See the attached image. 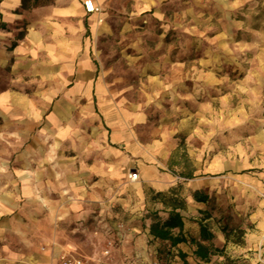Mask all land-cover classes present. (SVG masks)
<instances>
[{"label": "crops", "instance_id": "crops-1", "mask_svg": "<svg viewBox=\"0 0 264 264\" xmlns=\"http://www.w3.org/2000/svg\"><path fill=\"white\" fill-rule=\"evenodd\" d=\"M84 1L0 0V264H59L74 215L96 211L100 234L175 187L183 234L208 222L223 250L210 264H264V66L237 86L248 108L216 113L230 87L217 51L201 65L198 52H158L175 0H93L94 13ZM220 37V52H237ZM121 231L124 249L146 247L148 226ZM176 247L197 262L189 242Z\"/></svg>", "mask_w": 264, "mask_h": 264}, {"label": "rangeland", "instance_id": "rangeland-1", "mask_svg": "<svg viewBox=\"0 0 264 264\" xmlns=\"http://www.w3.org/2000/svg\"><path fill=\"white\" fill-rule=\"evenodd\" d=\"M162 12L166 30L162 33V42H157L160 44L158 52H170V54L172 52H198L196 64L201 65L206 52L215 53L217 51L216 55H212L213 64L225 65L230 70L228 73L230 87L223 95V100L227 101L225 104L219 100L214 101L212 105L214 112L231 114L243 107L248 108L240 102L241 99L248 97V92L243 88L238 90L237 86L242 84L240 82H245L250 78V72L254 68L264 66V47L260 48L256 41V36L264 32V0H175V2L166 3ZM220 36L228 37V46L237 52H220ZM168 59L172 61L174 55H170ZM236 66H240L239 72ZM233 82L236 85H232ZM259 91L264 93L261 87ZM258 109L264 112L263 105H258ZM160 122L162 121L159 119L154 121L155 124ZM179 188H170L165 193L171 196L170 192L176 189L175 191L179 193ZM157 194L153 191L147 197L146 207L141 216L128 218L117 211L114 216L106 218L101 223L100 231L102 232L100 234L96 233V211L84 216L74 215L68 224V237L73 243V249L63 251L59 259L63 256H78L77 253L80 252L78 254L84 256L82 258L88 264H128L124 258L127 252L134 257L132 263L151 264L150 261L153 259H147V257H157L154 251L160 250V253L165 256L169 243L154 239L150 233L144 240L146 247L144 246L143 249L139 245L137 247L138 241L134 242L130 249H124L121 246L123 233L121 228L126 226L131 228L148 226L150 228L155 219L167 218L168 208L162 204L160 197L157 198ZM178 200L181 204L182 200L180 198ZM214 223L218 228L227 224V222H222L219 215L215 217ZM174 232L177 233L176 230ZM106 250L110 253L106 254ZM141 251L145 254H140ZM214 256H211V260L215 259ZM215 262L214 264H234L232 261L225 260ZM177 264L195 263L186 258L185 263L179 261Z\"/></svg>", "mask_w": 264, "mask_h": 264}, {"label": "trees", "instance_id": "trees-1", "mask_svg": "<svg viewBox=\"0 0 264 264\" xmlns=\"http://www.w3.org/2000/svg\"><path fill=\"white\" fill-rule=\"evenodd\" d=\"M175 190L176 189H173L170 192L171 196H168L165 192L157 194V198L160 197L162 204L168 208V216L164 220L159 218L155 219L150 225L149 233L154 239L169 243V249L165 256L160 253V250H157L158 260L160 264H176L177 260H175V258L177 256L185 263L187 255L176 246L179 243L189 242L193 247V255L197 260L195 264H210L211 256L220 254L223 250L214 248L215 234L211 231L208 222H200L198 236L186 237L183 234L185 224L184 217L179 210L181 204ZM205 218H203V220ZM219 229L224 233L227 242L240 241L245 233V230L230 227L227 224L221 226ZM175 230H178L177 233L174 232ZM233 236L235 237L233 238Z\"/></svg>", "mask_w": 264, "mask_h": 264}, {"label": "built area", "instance_id": "built-area-1", "mask_svg": "<svg viewBox=\"0 0 264 264\" xmlns=\"http://www.w3.org/2000/svg\"><path fill=\"white\" fill-rule=\"evenodd\" d=\"M84 7L87 13H94V12H98L100 10V8L95 4V2L93 0H85L84 1ZM130 178L132 180H136L138 178V173L137 172H133L130 174ZM106 254H109L110 251L106 250L105 252ZM175 260H177V263H179L180 258L176 257ZM176 263V264H177ZM60 264H87V262L85 261L84 258L80 257V256H63L60 259ZM128 264H134L132 262L128 263ZM154 264H160V261L157 259V261H155Z\"/></svg>", "mask_w": 264, "mask_h": 264}]
</instances>
